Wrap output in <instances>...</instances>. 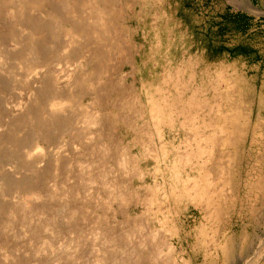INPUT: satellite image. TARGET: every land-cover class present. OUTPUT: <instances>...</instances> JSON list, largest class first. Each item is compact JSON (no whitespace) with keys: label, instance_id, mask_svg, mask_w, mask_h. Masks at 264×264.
I'll list each match as a JSON object with an SVG mask.
<instances>
[{"label":"rangeland","instance_id":"1","mask_svg":"<svg viewBox=\"0 0 264 264\" xmlns=\"http://www.w3.org/2000/svg\"><path fill=\"white\" fill-rule=\"evenodd\" d=\"M245 1L0 0V264H264Z\"/></svg>","mask_w":264,"mask_h":264},{"label":"crops","instance_id":"2","mask_svg":"<svg viewBox=\"0 0 264 264\" xmlns=\"http://www.w3.org/2000/svg\"><path fill=\"white\" fill-rule=\"evenodd\" d=\"M247 1V2H246ZM244 3L247 6V10H244L245 15L249 19H253L254 22H264V0H246ZM252 7V8H250ZM260 10V14L258 13ZM243 48V54L246 55L247 49L252 48L251 50L254 51V46L250 44L244 43L240 45Z\"/></svg>","mask_w":264,"mask_h":264},{"label":"trees","instance_id":"3","mask_svg":"<svg viewBox=\"0 0 264 264\" xmlns=\"http://www.w3.org/2000/svg\"><path fill=\"white\" fill-rule=\"evenodd\" d=\"M225 50H227V49H225Z\"/></svg>","mask_w":264,"mask_h":264}]
</instances>
